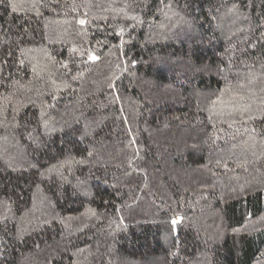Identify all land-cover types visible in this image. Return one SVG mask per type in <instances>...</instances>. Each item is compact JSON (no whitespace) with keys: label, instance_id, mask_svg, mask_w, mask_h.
I'll use <instances>...</instances> for the list:
<instances>
[{"label":"trees","instance_id":"16d2710c","mask_svg":"<svg viewBox=\"0 0 264 264\" xmlns=\"http://www.w3.org/2000/svg\"><path fill=\"white\" fill-rule=\"evenodd\" d=\"M0 264H264V0H0Z\"/></svg>","mask_w":264,"mask_h":264},{"label":"built area","instance_id":"2783aa9c","mask_svg":"<svg viewBox=\"0 0 264 264\" xmlns=\"http://www.w3.org/2000/svg\"><path fill=\"white\" fill-rule=\"evenodd\" d=\"M181 219V215L180 214H177L175 215L173 218H172V222L173 223H176L177 221H179Z\"/></svg>","mask_w":264,"mask_h":264},{"label":"rangeland","instance_id":"374dc122","mask_svg":"<svg viewBox=\"0 0 264 264\" xmlns=\"http://www.w3.org/2000/svg\"><path fill=\"white\" fill-rule=\"evenodd\" d=\"M237 39V41H240V40H238V38H236ZM231 41H234V40H232V39H227L226 40V42L229 44ZM194 43V40H190V42H189V45H191V44H193ZM231 61V58L229 59V62Z\"/></svg>","mask_w":264,"mask_h":264},{"label":"snow or ice","instance_id":"6c2138e0","mask_svg":"<svg viewBox=\"0 0 264 264\" xmlns=\"http://www.w3.org/2000/svg\"><path fill=\"white\" fill-rule=\"evenodd\" d=\"M81 23H83V21H81Z\"/></svg>","mask_w":264,"mask_h":264}]
</instances>
